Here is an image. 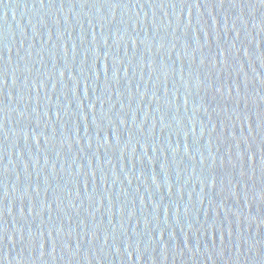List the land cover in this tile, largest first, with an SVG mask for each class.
Returning a JSON list of instances; mask_svg holds the SVG:
<instances>
[{
	"label": "water",
	"instance_id": "1",
	"mask_svg": "<svg viewBox=\"0 0 264 264\" xmlns=\"http://www.w3.org/2000/svg\"><path fill=\"white\" fill-rule=\"evenodd\" d=\"M263 195L261 0H0V264H219Z\"/></svg>",
	"mask_w": 264,
	"mask_h": 264
},
{
	"label": "snow or ice",
	"instance_id": "2",
	"mask_svg": "<svg viewBox=\"0 0 264 264\" xmlns=\"http://www.w3.org/2000/svg\"><path fill=\"white\" fill-rule=\"evenodd\" d=\"M262 3H264V0H261Z\"/></svg>",
	"mask_w": 264,
	"mask_h": 264
}]
</instances>
